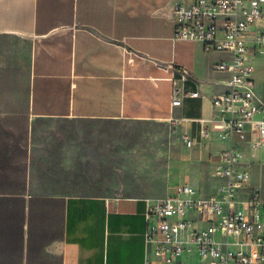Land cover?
Returning a JSON list of instances; mask_svg holds the SVG:
<instances>
[{
	"label": "crops",
	"instance_id": "1",
	"mask_svg": "<svg viewBox=\"0 0 264 264\" xmlns=\"http://www.w3.org/2000/svg\"><path fill=\"white\" fill-rule=\"evenodd\" d=\"M173 20L174 0H0V264H145L147 198L33 192L36 121L174 124L194 141L180 181L198 190L201 175L199 194L211 190L210 159L227 148L212 111L225 77L219 56L173 39ZM254 79L264 105V77ZM173 80L198 96L173 107ZM244 160L264 188V146Z\"/></svg>",
	"mask_w": 264,
	"mask_h": 264
},
{
	"label": "built area",
	"instance_id": "2",
	"mask_svg": "<svg viewBox=\"0 0 264 264\" xmlns=\"http://www.w3.org/2000/svg\"><path fill=\"white\" fill-rule=\"evenodd\" d=\"M176 41L199 42L219 56L225 91L212 99L227 148L210 159L206 196L189 182L146 199L145 264H264V188L252 185L245 154L264 146V105L255 95V58L264 52V0H174ZM189 73L180 72L185 81ZM172 106L197 93L172 82ZM177 122L178 119H171ZM186 147L194 141L183 136Z\"/></svg>",
	"mask_w": 264,
	"mask_h": 264
},
{
	"label": "rangeland",
	"instance_id": "3",
	"mask_svg": "<svg viewBox=\"0 0 264 264\" xmlns=\"http://www.w3.org/2000/svg\"><path fill=\"white\" fill-rule=\"evenodd\" d=\"M255 63L254 78L264 77V52ZM184 146L175 125L160 121L39 120L30 185L36 194L62 197H164L192 170L181 158ZM194 180L201 194L206 181Z\"/></svg>",
	"mask_w": 264,
	"mask_h": 264
}]
</instances>
